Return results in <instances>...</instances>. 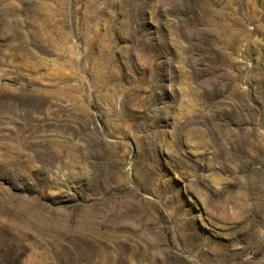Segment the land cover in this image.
<instances>
[{
	"label": "rangeland",
	"instance_id": "rangeland-1",
	"mask_svg": "<svg viewBox=\"0 0 264 264\" xmlns=\"http://www.w3.org/2000/svg\"><path fill=\"white\" fill-rule=\"evenodd\" d=\"M0 264H264V0H0Z\"/></svg>",
	"mask_w": 264,
	"mask_h": 264
}]
</instances>
